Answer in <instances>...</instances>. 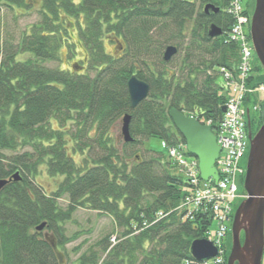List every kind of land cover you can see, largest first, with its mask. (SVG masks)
Returning a JSON list of instances; mask_svg holds the SVG:
<instances>
[{"label": "trees", "instance_id": "obj_1", "mask_svg": "<svg viewBox=\"0 0 264 264\" xmlns=\"http://www.w3.org/2000/svg\"><path fill=\"white\" fill-rule=\"evenodd\" d=\"M25 1L0 0V6L23 7ZM206 3L222 11L206 15ZM144 4L134 18L119 20L118 10L129 0H44L42 21L18 45L0 41V180L16 172L22 177L0 190V264H61L58 250L80 236L65 233L80 208L111 218L114 230L88 245L76 264H197L191 246L207 239L213 215L187 218L180 209L190 194L185 179L169 158L138 152L151 138L168 146L184 142L172 109L201 113L218 127L225 103L219 72L235 71L239 62V46L226 42L234 20L223 11L225 0ZM246 7L252 12L254 0ZM61 14L76 20L88 51L86 69L45 66L58 61L66 45ZM211 24L224 36L209 38ZM120 36L125 54L117 58L105 42L120 45ZM169 46L187 51L179 74L176 57L164 60ZM134 75L150 92L132 109L128 81ZM255 80L264 83V74ZM126 114L131 143L117 129ZM263 122L264 114L255 116L254 133ZM43 167L49 176L63 177L51 194L34 182ZM64 197L66 209L58 204ZM42 223L46 228L37 232Z\"/></svg>", "mask_w": 264, "mask_h": 264}, {"label": "water", "instance_id": "obj_2", "mask_svg": "<svg viewBox=\"0 0 264 264\" xmlns=\"http://www.w3.org/2000/svg\"><path fill=\"white\" fill-rule=\"evenodd\" d=\"M206 12H219L213 5H207ZM222 30L216 25L210 27L209 36L219 37ZM251 37L256 56L264 69V0H255V10L252 17ZM178 54L175 46H170L164 53V60L170 62ZM128 92L132 109H135L149 96V85L132 76L128 81ZM225 107L222 108V113ZM173 126L182 136L188 152L199 161L202 180L208 182L210 178L217 184L219 173L216 162L221 152L217 138L210 127L200 125L176 109L169 111ZM131 115L126 114L122 120L121 135L125 143H131L130 134ZM250 152L244 180L247 199L238 207L232 225V248L227 264H262L264 256V123L255 136L249 133ZM22 177L19 172L9 180H0V190L10 181L19 182ZM47 223L36 227L42 232ZM243 236V239H242ZM219 251L214 245L204 239L196 240L191 246V255L198 263H204L218 256Z\"/></svg>", "mask_w": 264, "mask_h": 264}, {"label": "built area", "instance_id": "obj_3", "mask_svg": "<svg viewBox=\"0 0 264 264\" xmlns=\"http://www.w3.org/2000/svg\"><path fill=\"white\" fill-rule=\"evenodd\" d=\"M242 1L231 0L228 8V13L235 19L229 40L240 46L241 62L236 74L223 70L224 90L228 97L226 112L216 129L218 145L221 148L218 185L214 186L212 181L205 183L201 180L198 161L189 159L183 147H171L169 150L170 158L189 186L190 194L181 207L186 210V217L210 214L218 224L212 242L219 248L221 256L215 260V264L223 263V240L228 232L227 222L232 217L234 204L238 199L245 198V195L238 193L237 181L245 173L240 162L249 149L246 99L258 93L264 95V84L255 88L250 78L253 70V47L248 37L250 17L245 14ZM260 102H264V98ZM252 110L260 111L259 104ZM203 122L208 126L212 124L211 120Z\"/></svg>", "mask_w": 264, "mask_h": 264}, {"label": "rangeland", "instance_id": "obj_4", "mask_svg": "<svg viewBox=\"0 0 264 264\" xmlns=\"http://www.w3.org/2000/svg\"><path fill=\"white\" fill-rule=\"evenodd\" d=\"M44 0H26L25 6L15 8H7L5 6H0V41L2 44L8 45H18L21 37L26 33L29 34L32 27L36 24H39L42 21V17L39 11V8L42 6ZM74 3H77L79 0H72ZM189 2H195L196 0H188ZM250 0H244V5H246ZM65 14H61V20H64L65 24L63 25L64 31L63 35L65 38L66 45H70L67 47L66 45L61 48L59 54V60L55 62H49L45 64V66L49 69H57L72 71L74 64H82V66L86 69V59L88 55L87 47L82 42V39L79 38V27L77 26L76 20L71 17H66ZM70 23V24H69ZM55 25L59 24V22H54ZM122 45L125 41L123 39L120 40ZM119 46V45H118ZM118 46L116 43H108L105 42V48L108 53L112 54L115 57H123L125 54V50L123 53H120L118 50ZM120 47V46H119ZM187 51L186 49H182L179 54L176 56V65H174V70L176 73H180V64L183 59L186 57ZM197 57V56H196ZM196 57H192V60H197ZM28 56L25 55L24 58L27 59ZM148 60V59H147ZM252 65L254 67L260 68V74H264V69L261 66L258 57L254 54V59L252 60ZM84 69V74H89L91 77L95 76V72H88ZM184 74L187 75L185 72ZM185 75V76H186ZM220 83H222V79H220ZM263 85V84H261ZM260 97L256 95L253 96L254 101L262 100L264 97L263 93H260ZM260 110L264 108V103L259 104ZM57 127V126H56ZM122 123H119L117 129L120 130L121 133ZM115 129V131L117 130ZM258 132V131H256ZM145 151L151 153H155L159 156H163L167 159L169 156V149L166 147L162 140L158 138H151L144 142L143 147L139 148V155L143 157L149 156ZM9 157L15 155L12 152H6ZM249 154V153H248ZM80 162V161H77ZM248 164V156L241 160L240 167L245 171L247 169ZM178 171V168L175 167ZM179 172V171H178ZM63 181V177H51L48 175L45 167L41 169L39 174L35 177L34 182L41 186L43 190L47 194H51L56 191ZM238 193L240 195L245 193L244 189V181L239 178L237 181ZM242 202L237 201V206L235 207V211ZM59 206L63 209L68 207L69 201L67 197L61 198L58 200ZM213 220V219H212ZM231 219L227 222L228 227V236L224 240V244L228 253L231 252L232 248V225ZM114 230V223L111 218L107 216H102L96 211H92L86 208H80L73 215V218L70 222L65 225V233L67 237H71L76 233H79V238L69 244L66 245L64 250L59 249L57 254L58 257L61 258V264H76L77 258L85 251L88 245L94 244L99 239L107 236ZM218 230V224L212 221L210 230H209V239H212L216 231ZM115 236V235H114ZM117 236V235H116ZM76 248H79L78 251H75ZM262 264H264V256Z\"/></svg>", "mask_w": 264, "mask_h": 264}, {"label": "flooded vegetation", "instance_id": "obj_5", "mask_svg": "<svg viewBox=\"0 0 264 264\" xmlns=\"http://www.w3.org/2000/svg\"><path fill=\"white\" fill-rule=\"evenodd\" d=\"M82 0H79L76 4H79L80 2H81ZM184 1H187V2H189L188 0H184ZM200 0H196L195 2H199ZM225 1H227V5L225 6V8H224V12L227 14V15H229V16H231L229 13H228V8H229V6H230V1L231 0H225ZM129 2H131V5L130 6H127V5H125V6H123V8H119V10H118V14H117V18L120 20L121 18H134L135 17V13H134V11L137 9V7L136 6H139L140 5V8H143L144 6H145V4L144 3H146V5H149L150 7H149V9H151V6H152V0H129ZM195 2H190V3H195ZM26 4V3H25ZM136 4V5H135ZM207 5H213L215 8H218L219 9V12H221L222 10L219 8V7H217V6H215L214 4H212V3H206V4H204L203 5V11H204V13L206 14V15H210V13H219V12H214L213 10H209V12H206L204 9H205V7L207 6ZM25 6V5H24ZM243 6L246 8V6H247V4L246 5H244L243 4ZM39 11L41 12L42 11V6L39 8ZM245 14L246 15H248V13H246L245 12ZM232 17V16H231ZM233 18V17H232ZM74 19V18H73ZM233 20H234V23H235V19L233 18ZM234 23L232 24V27H233V25H234ZM212 25H215V24H211L210 26H209V28H208V35H209V31H210V27L212 26ZM218 27V26H217ZM232 27H231V29L229 30V32L227 33V35H226V42H229V43H232V41H230L229 40V36H230V33H231V30H232ZM219 28V27H218ZM223 32V31H222ZM222 36H224V32H223V34L221 35V36H219V37H222ZM219 37H216V38H219ZM120 38V40L122 39V37L120 36L119 37ZM209 38H212V37H210L209 36ZM212 39H215V38H212ZM120 40H118L117 42H119L120 43V47L118 46V48H119V52L120 53H123V50H124V48H125V46L124 45H122V42L120 41ZM234 43H236V42H234ZM237 44V43H236ZM122 45V46H121ZM238 45V44H237ZM239 46V45H238ZM239 50H240V46H239ZM255 127H253V129H254Z\"/></svg>", "mask_w": 264, "mask_h": 264}]
</instances>
